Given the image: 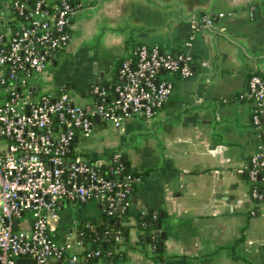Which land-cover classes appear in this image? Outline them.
Masks as SVG:
<instances>
[{
    "label": "crops",
    "instance_id": "obj_1",
    "mask_svg": "<svg viewBox=\"0 0 264 264\" xmlns=\"http://www.w3.org/2000/svg\"><path fill=\"white\" fill-rule=\"evenodd\" d=\"M77 1L71 40L53 57V72L22 88L31 98L56 96L65 86L74 103L91 108V87L111 91L120 60L139 45L178 54L193 41V74L162 76L174 91L153 118L136 116L118 129L100 125L75 143L92 163L119 149L140 175L150 171L129 196L120 219L129 234L117 242L121 256L112 264H264V201L251 199L243 172L260 137L242 97L249 76L264 73V0ZM219 14L203 26V16ZM107 126L115 135L104 140ZM71 206L74 221L68 222L67 205L62 225L70 229L74 222V234L83 223L100 222L102 203ZM150 213L163 218L154 232L164 239L161 260L140 237L139 217Z\"/></svg>",
    "mask_w": 264,
    "mask_h": 264
},
{
    "label": "built area",
    "instance_id": "obj_2",
    "mask_svg": "<svg viewBox=\"0 0 264 264\" xmlns=\"http://www.w3.org/2000/svg\"><path fill=\"white\" fill-rule=\"evenodd\" d=\"M79 8L74 0L0 2V91L8 95L0 104V264H16L20 258H31L34 264H81L85 235L81 230L74 234V222L70 229L62 225L66 206L95 200L107 216L121 219L141 177L123 175L122 150L92 163L77 153L76 140L90 137L100 125L118 129L136 116L153 118L174 91L160 73L182 78L193 74L192 39L178 54L141 45L122 61L111 91L91 87L90 94L99 98L91 108L74 103L65 86L56 96L41 93L31 98L22 88L34 76L44 75L53 57L66 49ZM223 16L205 15L202 24L209 28ZM242 97L251 103V122L260 137L243 172L252 184L251 199L261 202L263 72L249 76Z\"/></svg>",
    "mask_w": 264,
    "mask_h": 264
},
{
    "label": "trees",
    "instance_id": "obj_3",
    "mask_svg": "<svg viewBox=\"0 0 264 264\" xmlns=\"http://www.w3.org/2000/svg\"><path fill=\"white\" fill-rule=\"evenodd\" d=\"M78 2L74 0V3ZM141 46V45H139ZM123 60H120L119 67L116 70V76L118 74L120 65ZM167 73H160V76H163ZM116 78V77H115ZM95 100L99 101V98L94 96ZM8 99L7 94H0V104L4 103ZM75 146V144H74ZM122 164H123V175L130 174L132 176H143L147 177L150 174V171H146L139 174L138 171H135L131 168L129 161L125 158V155L122 157ZM123 175L116 177L118 180L123 179ZM135 186H133L134 189ZM128 214V210L126 211L125 215ZM162 215L161 213H150L147 215H142L139 217V224L138 228L140 231V237L144 241H148L153 247L154 252L158 255V259H163V252H164V239L154 234L155 231H158L161 223H162ZM120 222V218L117 216H107L104 212L99 223H89L94 229L91 230L87 227L88 223H83L81 227V231L84 232V243H85V252L82 256L81 264H97L99 261L104 260L109 264H112L115 259L121 256L120 253L116 252V248L118 243L116 241L117 237H121L122 239L126 240L129 234V228L123 225H118ZM99 252V257H87L89 252Z\"/></svg>",
    "mask_w": 264,
    "mask_h": 264
},
{
    "label": "rangeland",
    "instance_id": "obj_4",
    "mask_svg": "<svg viewBox=\"0 0 264 264\" xmlns=\"http://www.w3.org/2000/svg\"><path fill=\"white\" fill-rule=\"evenodd\" d=\"M1 1H3V0H0V2ZM1 13H2V11L0 10V16H1ZM56 57H58V54H56ZM52 63H53V61L51 60L50 62H49V64H48V71L44 74V75H42L43 77H45V76H47V75H50L52 72H53V65H52ZM46 78V77H45ZM44 78V79H45ZM43 79V80H44ZM43 80L42 81H39V83L37 84V86L39 87V88H42L41 87V85H43V83H41V82H43ZM107 125H110V124H107ZM110 128V129H109ZM97 133V132H96ZM115 135V132H114V129L113 128H111V127H109V126H107V129L103 132V134H102V136H101V138H103L104 140L105 139H109V138H112L113 136ZM119 150V149H118ZM78 153V152H77ZM79 155H81V156H84V155H82V154H80V153H78ZM85 157V156H84ZM66 213H68L69 215H67V217H68V222H72V221H74V206H71V205H69V207L66 209ZM62 232V234H63V231H61Z\"/></svg>",
    "mask_w": 264,
    "mask_h": 264
},
{
    "label": "water",
    "instance_id": "obj_5",
    "mask_svg": "<svg viewBox=\"0 0 264 264\" xmlns=\"http://www.w3.org/2000/svg\"><path fill=\"white\" fill-rule=\"evenodd\" d=\"M17 225H18V223L15 222L14 227L17 228ZM118 225H120V222H118ZM160 228H161V226H160ZM162 236L165 237L164 234H162ZM16 264H34V261L31 258H20V259H17Z\"/></svg>",
    "mask_w": 264,
    "mask_h": 264
}]
</instances>
